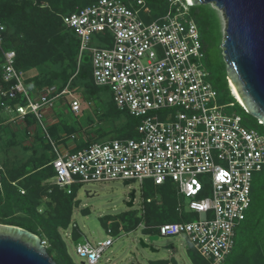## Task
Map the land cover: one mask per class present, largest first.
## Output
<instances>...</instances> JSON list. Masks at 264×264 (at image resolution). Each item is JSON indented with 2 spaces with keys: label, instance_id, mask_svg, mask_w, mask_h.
<instances>
[{
  "label": "built area",
  "instance_id": "1",
  "mask_svg": "<svg viewBox=\"0 0 264 264\" xmlns=\"http://www.w3.org/2000/svg\"><path fill=\"white\" fill-rule=\"evenodd\" d=\"M168 2L167 12L155 18L144 0H97L62 16L80 42L78 71L89 50L85 58L91 62L94 84L108 89L116 108L137 124L135 136L83 147L85 142L76 144L74 135L72 147L59 145L47 134L54 155L50 182L68 194L85 183H172L184 199L177 210L188 218L156 225L155 235L185 236L203 258L221 264L251 208L255 178L264 169V136L217 104L218 90L200 62L204 47L190 16L194 4ZM94 35L102 37L101 46H92ZM2 52L0 75L11 85L0 88V99L25 101L13 106L1 102L3 111L12 115L9 122L22 124L31 116L46 132L42 110L63 95L74 97L73 78L62 90L29 89L15 66V51ZM70 107L80 113L76 98ZM199 214L203 218L194 220ZM143 225L139 227L146 229ZM42 243L48 247L47 241ZM112 243L84 239L76 252L85 264H98Z\"/></svg>",
  "mask_w": 264,
  "mask_h": 264
},
{
  "label": "trees",
  "instance_id": "2",
  "mask_svg": "<svg viewBox=\"0 0 264 264\" xmlns=\"http://www.w3.org/2000/svg\"><path fill=\"white\" fill-rule=\"evenodd\" d=\"M95 1L97 0H0V24L4 27V30L0 31L2 39L0 63L3 60L2 51L12 50L16 53L15 66L18 70L41 67L40 73L24 79L29 89L40 90L46 86H57L59 90H62L73 78L70 84L71 89L76 91L81 85L86 92H96L100 87L94 84L92 74L91 77L86 74L84 61L80 64L78 71L80 42L62 21V16ZM144 1L151 8L154 18L165 14L168 10V0ZM76 78L79 80L78 84L74 82ZM90 78L93 85L89 83ZM10 85L11 83H4L0 75V88H9ZM220 89L224 92L223 88ZM228 89L231 94L229 85ZM2 101L12 106L17 103L25 104L21 97L0 99V128L7 125L4 124L7 118L2 116ZM124 116L126 117L125 128H128L135 136L134 128L137 121L127 114ZM34 122L35 120L28 116L25 120L26 127ZM257 124L263 126L259 121ZM26 129L28 137L32 134V142L42 140L36 135L35 130L31 131L30 127ZM72 135L74 133L67 129L57 141L52 139L62 145L71 140ZM43 137L45 141L42 143V148L52 149L47 138ZM93 137L98 138L97 135ZM89 144L87 141L79 147ZM8 145L0 142V223L19 226L38 235L43 241H47V251L58 264H74L68 254L63 232L71 229L72 239H79L80 233L72 223L75 192L68 194L51 184L50 180L54 176L51 165L53 153L50 156L39 155L37 158H32V161L22 158L13 163L10 153L6 151H11L14 144ZM159 190L163 201L162 211L156 213L153 209L147 208L144 214L147 228L143 230L149 235L158 233L156 225L188 218L187 215L181 216L177 210L180 202L174 187L172 189L166 184L159 186ZM170 192L173 193L169 194ZM152 203L151 199L148 204ZM172 210L176 214H171ZM170 217L174 221L160 222ZM122 218L126 222L127 232L137 229L142 224L141 218L136 215L129 219ZM119 228L120 226L116 225L111 233L117 234ZM52 251L55 252V257ZM187 253L192 264H212L192 247L187 250ZM160 262L165 261H158L157 264ZM221 264H264V169L254 182L251 208L247 218L237 230L234 248Z\"/></svg>",
  "mask_w": 264,
  "mask_h": 264
},
{
  "label": "rangeland",
  "instance_id": "3",
  "mask_svg": "<svg viewBox=\"0 0 264 264\" xmlns=\"http://www.w3.org/2000/svg\"><path fill=\"white\" fill-rule=\"evenodd\" d=\"M151 14L153 15L152 10ZM190 16L199 26L204 47L203 57L200 62L210 74V82L217 87V104L225 105L226 113L241 116L248 128L264 136V127L257 124L258 119L251 116L237 97L234 98L228 92V79L221 51L225 31V20L222 13L210 4L195 5L190 9ZM101 41L102 37L100 35H94L92 46H101ZM87 55H89V50L84 54L81 63L84 61L83 65L86 67V74L91 77V62L84 60ZM41 71V67H37L36 69L24 70L22 74L24 78L34 77V73H40ZM74 82L78 84V78ZM89 83L93 85L91 78ZM220 88H223L224 92H221ZM75 98L81 107L80 113L77 115L71 111L70 107L71 101ZM49 108L50 106H47L42 111L46 112ZM51 108L55 114V122L48 125L45 113L43 120L47 123L46 132L35 121V126L37 127L35 133L38 137L42 138L40 141L37 140L36 143L31 141L30 144H25V141L29 140L25 130L15 131L9 126L0 128V142L2 144H14L11 151H6L10 153L9 155L13 163L22 160V158L32 161V158H37L39 155H52L53 149L47 150L42 148V143L45 141L43 136L46 137L48 134L57 141L63 131L67 129H70L74 133L76 144H82L87 141L90 144L103 143L117 137L130 138L133 136L128 128H125V113L116 108L112 101V94L106 88L100 87L96 92H86L79 85L74 93V97L68 94L63 95L52 101ZM6 113L4 112L5 117L8 119L11 114ZM96 135L98 136L97 139L93 137ZM70 142H73V140H70ZM258 175L256 178H258ZM168 185L173 189L172 183H168ZM133 190L136 191L134 206L128 207L127 202L130 201ZM86 191H89V193ZM74 192L76 197L72 211V223L75 224L76 230L80 233L79 239H72L71 229L63 232L68 254L74 264H82L84 261L76 252L77 244L84 239L93 244L105 241L106 239L113 241L112 245L104 252L98 264H157L158 261H165L159 264H192L187 253V250L192 246L185 236H160L158 240L151 244L157 251H152L140 245L141 238L146 243H150V235L146 234L141 227L127 232L125 228L126 222L123 221L122 217L129 219L136 215L141 218L142 224L145 227L144 214L147 208L153 209L156 213L162 211L161 206L163 201L159 187L150 181H146L144 185L132 183L126 186L122 181L85 183L76 186ZM172 193L170 192L169 194ZM175 193L178 194L177 191ZM204 197V195L201 196V198ZM148 198L152 199V204L146 203ZM178 201L184 203L183 197L178 196ZM171 214L176 213L172 210ZM198 218H203V214L194 217V220ZM165 221L170 222L174 221V219L170 217L160 222ZM116 225L120 226L118 233H109L108 229L113 230ZM52 255L55 257V252L52 251Z\"/></svg>",
  "mask_w": 264,
  "mask_h": 264
},
{
  "label": "water",
  "instance_id": "4",
  "mask_svg": "<svg viewBox=\"0 0 264 264\" xmlns=\"http://www.w3.org/2000/svg\"><path fill=\"white\" fill-rule=\"evenodd\" d=\"M194 5L210 4L225 20L221 51L227 79L232 82L248 113L264 126V0H191ZM88 61V58H85ZM124 182V185H128ZM88 192V191H87ZM133 190L128 207H133ZM140 239L143 248L157 251ZM0 264H58L48 253L41 237L19 226L0 223ZM82 264H85L84 261Z\"/></svg>",
  "mask_w": 264,
  "mask_h": 264
},
{
  "label": "crops",
  "instance_id": "5",
  "mask_svg": "<svg viewBox=\"0 0 264 264\" xmlns=\"http://www.w3.org/2000/svg\"><path fill=\"white\" fill-rule=\"evenodd\" d=\"M28 73H30V72H28ZM38 73H34L33 74V76H35V75H37ZM26 78V77H25ZM28 78V77H27ZM3 113V115L2 116H4L5 117V114H4V111H2ZM6 113V112H5ZM46 115H47V122H48V125L50 124V123H54L55 122V114L52 112V108H49V109H47L46 110ZM7 114V113H6ZM11 116L12 115H9V118L7 119V121L6 122H4V124H7L6 126H9L10 128H13L15 131H18V130H27L26 128H28V127H30V129H31V131L32 130H35L36 131V129H37V127L35 126V122L34 123H31V125L30 126H28V127H26V123L24 122V123H17V124H13V123H11V122H9L10 121V118H11ZM46 123V122H45ZM47 124V123H46ZM28 141H25L26 143L25 144H30V141L33 139V137H32V134L30 135V137H28ZM67 143H70L71 144V146L73 147V143L72 142H70V140L67 142ZM61 146H64V144H62ZM87 192V191H86ZM88 193V192H87Z\"/></svg>",
  "mask_w": 264,
  "mask_h": 264
},
{
  "label": "bare ground",
  "instance_id": "6",
  "mask_svg": "<svg viewBox=\"0 0 264 264\" xmlns=\"http://www.w3.org/2000/svg\"><path fill=\"white\" fill-rule=\"evenodd\" d=\"M188 1L191 2V0H188ZM220 12H221V11H220ZM230 86H231V90L233 91L234 96L237 97V99L239 100L240 103H242V101H241V99L239 98V96H238V94H237V92H236V90H235V88H234V86H233V84H232L231 81H230ZM242 104H243V103H242Z\"/></svg>",
  "mask_w": 264,
  "mask_h": 264
}]
</instances>
